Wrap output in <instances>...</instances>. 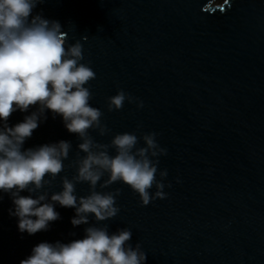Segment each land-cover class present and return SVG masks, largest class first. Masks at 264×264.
<instances>
[{
  "label": "water",
  "instance_id": "1",
  "mask_svg": "<svg viewBox=\"0 0 264 264\" xmlns=\"http://www.w3.org/2000/svg\"><path fill=\"white\" fill-rule=\"evenodd\" d=\"M36 14L58 21L69 44L80 41L82 63L96 73L86 85L89 103L111 132L90 135L107 144L117 133H157L167 149L158 168L171 187L166 199L142 206L123 183L98 185L122 190L115 218L90 214L88 225L73 226L75 209L56 204L60 219L33 235L19 231L11 196L0 192V264H20L41 242L83 239L91 224H107L110 234L130 229L145 264H264V0H44ZM120 89L143 108L126 101L109 112L107 100ZM37 108L17 110L9 126ZM45 115L22 150L71 142L51 195L62 191V176L75 174L69 165L81 141L61 116ZM75 194L87 196L89 185L77 184Z\"/></svg>",
  "mask_w": 264,
  "mask_h": 264
},
{
  "label": "clouds",
  "instance_id": "2",
  "mask_svg": "<svg viewBox=\"0 0 264 264\" xmlns=\"http://www.w3.org/2000/svg\"><path fill=\"white\" fill-rule=\"evenodd\" d=\"M43 2L0 0V192L10 194L14 211L10 209L9 214L18 217L19 231L29 235L47 231L50 222L60 219L56 204L75 209L73 226L88 225L90 214L96 222L115 218L120 212L117 197L122 190L97 191L98 185L106 189L123 183L138 194L142 206L166 199L164 188L171 187L165 184L167 169L158 168L159 157L167 155V149L159 145L157 133H117L107 144L90 135V130L100 136L111 132L102 123L104 113L89 103L93 93L86 85L96 79V73L89 64L82 63L80 41L69 44L58 21L32 15L37 4ZM126 101L136 103L138 108L144 106L120 89L108 98L107 110H122ZM32 106H38L37 110L9 126L14 112H27ZM46 110L52 112L53 118L61 116L66 129L81 141L69 165L75 168V174L71 179L62 176V191L51 195L47 189L64 172L71 142L61 140L22 150L39 123L47 119ZM141 140L143 146L138 147ZM109 149H114L115 154H110ZM81 152L85 155L81 156ZM80 183L89 185L87 196L75 194ZM24 191L29 195H20ZM131 239L128 228L110 234L107 224H91L85 228L83 239L41 242L20 264H145L147 256L140 243L133 247Z\"/></svg>",
  "mask_w": 264,
  "mask_h": 264
}]
</instances>
